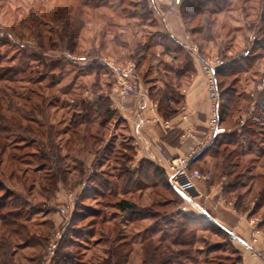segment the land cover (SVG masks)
<instances>
[{
	"label": "rangeland",
	"instance_id": "1",
	"mask_svg": "<svg viewBox=\"0 0 264 264\" xmlns=\"http://www.w3.org/2000/svg\"><path fill=\"white\" fill-rule=\"evenodd\" d=\"M144 1L152 12L141 18ZM263 1L210 0L209 7L218 11L214 16L218 48L211 44L208 53L200 56L193 35L183 24L181 4L176 6L171 0H124L122 7L139 14L131 19L97 5L96 0H0V66L23 63L27 61L26 56L35 54L48 61H57L63 56L67 60L63 68L51 71H44L38 62L28 61L33 72L20 74L12 82L0 81V126L4 127L0 131V181L6 185L0 199L11 201L8 193L15 191L31 204L26 225L30 237H34L27 240L26 233L22 237L23 229L20 235H11L0 224V240L5 238L11 245L13 264H52L59 251L67 253V264H168L169 260H174V264H237L235 247H240L241 240L231 242L233 232L226 226L228 231H218L214 224L216 228L209 227L208 223L201 227L190 224L182 237L185 239L181 240L188 244L174 246L172 243L173 227L185 219H170L169 215L182 211L190 216L199 210L183 198V192L186 190L196 197L200 192L197 183L208 176V169L196 164L186 166L180 172L189 178L184 183L178 179V173L173 178L170 176L171 183L167 184L163 177L157 179L153 169L145 166L143 176L134 174L142 168V162L134 159L126 123L113 114L102 124V118L95 113L88 116L82 104H100L105 98L111 104L113 98L122 100L108 63L116 68L133 69L137 92L129 98L140 95L142 84L153 101V98L161 99L167 87L175 97L188 90L197 71L178 76L186 62L185 55L179 51L167 53L163 45L154 44L139 64L125 59L130 52L128 46L133 45L134 28L142 45L164 34L186 46L193 54L194 65L197 63L200 67L210 101L203 65L222 61L228 66L231 57H247L244 56L246 49L251 50L256 40L264 37L259 31L264 25ZM119 2L108 0L110 5ZM66 8L73 12L79 10L85 23L75 55L65 52L62 44L67 40L62 38L61 23L54 19ZM115 36L126 45H117L113 41ZM49 39L56 45L55 49L49 45ZM42 43L44 47L40 48ZM171 50H175L174 46ZM258 53L263 56L253 67L227 78L216 71V80L217 87L218 81L224 82L221 90L218 89L220 111L222 98H227L221 94L224 90L240 99L242 106L249 107L240 119L239 115L230 119V114L226 116L228 120L220 119L218 127L225 133H233L248 121L249 137L261 148L252 154L239 153L238 158L233 154L236 148L230 143L214 161L216 173L211 182H220L218 188L228 207L231 200L245 209L260 203L254 208L252 218L255 219L247 225L258 228L260 235L256 234L254 243L264 235V225L259 226L264 219V199L257 200L264 189V51L258 50ZM209 124L211 131V119ZM10 125L17 130L14 138L9 137L14 131H5ZM20 128L27 143L22 142V136L17 138ZM247 145L243 144V148ZM42 150L48 154L53 150L51 154L60 155L67 176V184H59L49 201L42 187L46 175L56 170L53 162L47 164L41 160ZM226 161L236 163L234 166L238 169L234 171L243 173L235 192H230L231 171L229 164L224 165ZM123 199L138 206L136 215L122 213L115 207ZM206 207L224 223H235L225 210ZM63 242L67 244L64 246ZM245 247L253 251L251 246ZM245 247L241 246L244 250Z\"/></svg>",
	"mask_w": 264,
	"mask_h": 264
},
{
	"label": "trees",
	"instance_id": "2",
	"mask_svg": "<svg viewBox=\"0 0 264 264\" xmlns=\"http://www.w3.org/2000/svg\"><path fill=\"white\" fill-rule=\"evenodd\" d=\"M124 0H120L118 4H108V0H96L99 6H105L108 7L110 10L112 9L114 12L117 11L122 18L131 19L132 17L138 16L139 14L129 11L128 9L122 7V2ZM210 0H182L180 11H181V17L183 20V24H185L186 31L191 33L194 37L195 44L199 47V54L205 55L208 53L210 45L213 44L214 47L218 48V45L216 44L217 36L215 34V29L217 27L216 21L214 19V16L218 13L217 10H213L209 7ZM264 4V1H263ZM142 6L141 18H145L148 15V11L152 12L150 9L148 10V2L144 1ZM243 13H245L244 9ZM59 15H56L55 22H60L62 25V32H63V39H66V44H62L65 47V52H68L69 54H76L78 52L80 38L82 36V32L85 29V23L80 18L81 13L79 10L73 12L71 8H66L65 10H62ZM264 17V15H263ZM262 17L261 21H264V18ZM193 22V23H192ZM195 26H192V24ZM248 24V23H247ZM192 26V27H191ZM133 29L134 27L131 26ZM131 29V31H132ZM132 35H134V38L132 39L133 45L128 46L130 48V52L128 53V57L125 58L127 60H133L137 64H139L143 59L146 58L144 53L146 54L151 47V45L158 44L163 45L167 53H172L173 51L181 52L186 57V62L184 66L179 69L178 76H184L186 74H194L196 72V67L194 63V57L192 52L183 44L177 42L173 37L169 35L160 34L158 36V40H152L151 43L142 45L141 41H138L137 39V32L135 34V28L133 29ZM259 31L264 35V25L259 29ZM60 36V39L62 40ZM1 40V39H0ZM3 40V39H2ZM49 45L51 47L56 48V45H54L52 39H49ZM117 45H126V43H122V41H119L118 38H114L113 40ZM122 44H121V43ZM175 50H171L173 48ZM40 48L44 47V44L39 45ZM102 49H104V45L102 44ZM101 49V50H102ZM222 50V47H220ZM227 50V49H225ZM231 50V46H230ZM259 51H264V37L262 40L257 39L256 42L252 45V49L246 51L249 52L247 57H241L240 59H236V57L230 58V64L224 68L218 69V74H221L220 76L227 78L229 76L240 74L247 69L253 67V65L259 60V58H262L263 53H258ZM220 52V50H219ZM225 53V52H223ZM222 55V53H221ZM27 61L25 60L23 63L19 62L13 66H0V81H9L12 82L15 80L17 76L20 74H26L27 72H33V67H31L30 63L28 61H35L38 62L41 65V68H44L48 71L56 70L63 68L65 64L67 63V60L64 58L60 60H52L48 61L45 57L35 54V55H29L25 57ZM65 59V60H64ZM99 68H102L99 66ZM264 76V75H263ZM264 80V78H263ZM224 82L218 81V89L221 90ZM264 85V83H263ZM170 87H167L164 92L161 94V99H154V101L158 104V110L160 114L164 117V119H169L173 115L176 114L177 108L181 105L183 101V95L180 93L178 95L173 96L171 94ZM221 93V92H220ZM221 94L224 96L227 95V98L223 100L221 103V111L218 109V119L224 120L225 117L230 114V119L234 116H238V119L242 117V114L245 113L248 110V106H242L240 99L236 98L233 94L230 93V91H223ZM152 95V93H150ZM258 95L261 96L259 93ZM153 96V95H152ZM253 101V100H252ZM251 102V100H250ZM252 103V102H251ZM110 101L105 98L103 99L102 103L98 104L95 103L92 105V103L85 102L82 104L83 109L87 111L88 116L93 115V113L99 115L102 118V124H104L111 115L115 114L110 109ZM257 109V108H256ZM221 114V115H220ZM222 116V117H221ZM233 117V118H234ZM229 119V118H228ZM227 117L225 120H228ZM89 120L90 117H89ZM221 120V121H222ZM90 121H88L89 123ZM248 121L243 125L242 129L234 131L233 133H225L223 134L222 139L216 138L212 141V143L202 152L196 154L191 161L188 163L187 167H191L194 164L200 165V168H207L206 166V158L205 157H211V158H220L222 150H227L230 146V143L232 146H234L237 157L240 158L242 154H252L257 149L259 150L261 147L260 145L257 146V143L251 140L250 136V129L247 127ZM4 127L0 126V131H2ZM5 130V129H4ZM7 133L13 131L15 133L11 134L9 137H16L17 130L14 126L10 125V128L8 130H5ZM26 130V134H27ZM19 137H23V131L21 128L19 129ZM255 134H253L254 136ZM14 140V139H13ZM16 140V139H15ZM26 136L24 135L23 141L26 142ZM247 145V147L244 149L243 144ZM52 151H50V154H48L46 151H41V160H45L47 164L52 163L54 164V169L56 170L55 173L52 175H46V181L45 184L42 187L43 193L46 195L47 201L52 199V195L55 194L58 190L59 184H67V176H66V170L62 166V158H60V155L51 154ZM241 153V155L239 154ZM243 156V155H242ZM56 160V162L54 160ZM228 164L230 165V171H231V179L230 181V192H235L239 185L241 184V180L243 179V173H237L238 166H234L235 164H230L229 161H226L224 165L228 167ZM239 164V163H237ZM218 165V164H217ZM148 167V169H153L154 171V177L157 179H161V177L164 178L167 184H169L168 178L165 177L164 172L161 171V169L156 168L154 165L146 162H142V168L139 171L134 172V174L143 176V168ZM208 169V168H207ZM54 170V171H55ZM235 170V171H234ZM150 175V174H148ZM147 174L145 173V177ZM233 176V177H232ZM44 181V180H43ZM48 186V187H47ZM6 187L5 183L0 181V192ZM9 192V191H8ZM11 198V201L5 202V199H0V224L1 227L6 229L8 233L11 235H20L22 230V237H24V233H26L27 240L34 239L33 236L30 237L28 233V226L26 217L28 216L29 207H31V204L22 197L21 195H18L15 193V191H12L8 193ZM50 198V199H49ZM264 199V189L259 193L258 199L261 200ZM258 203V202H257ZM255 203L253 207H257L260 203ZM115 207L122 213H129V214H137V211H139L138 206L135 203H131L128 200H120L117 203H115ZM170 219L174 218H184L185 220L182 222H178L177 227H173L172 232V240L174 246H186L188 243H184L181 240H184L182 237L185 234L187 228L189 226L193 225L196 227H201L209 224V227L216 228L212 226L213 224L210 222H205L202 220H198L194 217L185 215L182 211H176L169 215ZM191 224V225H190ZM264 225V219L259 223V226L262 227ZM171 230V229H170ZM216 230L221 231L220 229L216 228ZM168 233L170 234V231L168 230ZM26 240V239H25ZM64 246L67 244L66 242L62 243ZM39 246H42L41 244H38ZM11 245H9L8 240L4 238V240H0V264H13L12 257L13 253H10ZM53 258L52 264H67L69 257L67 256V253H62V251H59L55 254ZM174 261V260H172ZM171 260L167 262L168 264H174Z\"/></svg>",
	"mask_w": 264,
	"mask_h": 264
},
{
	"label": "crops",
	"instance_id": "3",
	"mask_svg": "<svg viewBox=\"0 0 264 264\" xmlns=\"http://www.w3.org/2000/svg\"><path fill=\"white\" fill-rule=\"evenodd\" d=\"M195 67L196 77L188 90L182 94L184 99L177 108L176 114L167 120L160 114L158 104L150 98L149 90L144 84H140V95L137 97L122 100L113 98L112 104L110 103L111 110L126 123L128 138L135 152L134 159L161 169L168 180L170 177L168 166L172 159L188 157L196 152L198 154L204 151L214 139H220L225 134L213 136L205 147L202 146L210 132L209 121L212 117V109L206 95L205 79L197 63ZM205 158L208 176L198 181L197 186L200 192L198 191L195 197L190 192L182 190L183 198L194 203L199 209L190 216L210 222L220 230L230 229V232L237 235L241 240L240 247L233 245L238 252L237 264H264V235L260 236L257 243H254L253 238L259 234L258 228L248 227L255 219L252 218L254 203L253 206L245 209L241 208L240 203L231 200L228 207L222 190L219 191L218 188L221 185L220 182L211 184L215 180L216 158ZM177 176L183 183L189 180L187 175L179 173ZM210 205L215 206L216 210L223 209L228 212L230 217L235 219V223L233 225L224 223L211 211L210 207H206ZM241 246H251L254 252L248 251L246 247L244 250ZM255 252L258 253L255 254Z\"/></svg>",
	"mask_w": 264,
	"mask_h": 264
},
{
	"label": "built area",
	"instance_id": "4",
	"mask_svg": "<svg viewBox=\"0 0 264 264\" xmlns=\"http://www.w3.org/2000/svg\"><path fill=\"white\" fill-rule=\"evenodd\" d=\"M171 1L176 6L181 4V0H171ZM248 54L249 52L246 51L244 53V56H247ZM226 66L227 64L223 63L222 61H217L215 62V64L205 63V65H203V69L208 77L207 87H208V93H209L211 109H212L211 125H213V129H211L207 140L202 144L203 147H205L208 144V142L212 140L213 136L225 133L224 129L218 127L219 96H218V87H217V80H216V71ZM107 67L111 70V72L113 71L114 73L113 77L115 80V84L117 85L116 90L117 92H119L122 99L129 98L137 92V86L133 80L135 77V75H133V69L116 68L111 63H108ZM196 153H193L192 155H189L188 157H179V158L172 159L168 167L169 176L173 178V176L177 175L180 172H183L186 166L188 165V163L191 161V159L195 156ZM171 178L169 177L170 183L172 180ZM230 239H231V242H236V241L240 242V239L233 233H230Z\"/></svg>",
	"mask_w": 264,
	"mask_h": 264
}]
</instances>
